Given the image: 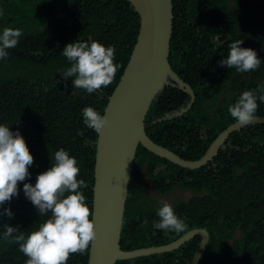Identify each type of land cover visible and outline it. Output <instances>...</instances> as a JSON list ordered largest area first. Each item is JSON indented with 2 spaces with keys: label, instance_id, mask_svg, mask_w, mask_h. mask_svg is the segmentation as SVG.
<instances>
[{
  "label": "trees",
  "instance_id": "obj_1",
  "mask_svg": "<svg viewBox=\"0 0 264 264\" xmlns=\"http://www.w3.org/2000/svg\"><path fill=\"white\" fill-rule=\"evenodd\" d=\"M172 4L169 64L195 99L182 116L159 122L190 99L177 88L164 86L145 117V132L154 143L195 161L235 122L227 109L239 94L264 87V0H172ZM0 10V29L22 30L16 47L0 61V122L24 137L33 155L32 182L50 166L56 150L64 148L75 156L86 180L85 203L92 211L98 133L85 126L81 110L92 106L103 114L130 59L139 15L127 0H0ZM76 38L94 39L116 49L114 62L120 67L113 81L91 94L74 89L72 77L58 72L70 66L61 49ZM238 38L243 40L241 47L256 50L261 58L256 70L238 73L219 64ZM255 115L264 116V102L258 101ZM143 175L160 195L176 188L193 192L187 201L172 205L186 221L184 232L204 228L209 233L199 264H264V125H248L232 133L212 162L194 170L139 145L121 230L124 251L165 245L184 233L152 228L159 219L160 203L141 186ZM4 206L14 216H0V224L18 226L25 233L46 219L22 191L0 208ZM199 241L195 237L176 251L116 264H191ZM88 255L89 248L83 255L72 253L67 264H87ZM26 259L16 243L0 240V264H25Z\"/></svg>",
  "mask_w": 264,
  "mask_h": 264
},
{
  "label": "clouds",
  "instance_id": "obj_2",
  "mask_svg": "<svg viewBox=\"0 0 264 264\" xmlns=\"http://www.w3.org/2000/svg\"><path fill=\"white\" fill-rule=\"evenodd\" d=\"M2 16L3 11L0 10V17ZM21 36L20 28L5 26L0 29V61L8 57V49L16 47ZM242 44L241 38L232 41L228 46L227 56L219 64L228 69L235 68L238 73L256 70L261 64V58L257 56L256 50L241 47ZM115 52L112 45H105L94 39L76 38L61 49V55L70 66L58 72L65 78L72 77L74 89L94 93L113 81L120 67L119 62H114ZM258 101L264 102V87L243 91L228 106L227 111L237 123L248 126L257 116L255 113ZM81 115L85 126L98 134L108 124L105 116L92 106L83 107ZM32 163L33 155L20 131L10 129L8 123L0 122V206L22 191L37 213L46 217L35 230L27 233L18 226L0 224V240L16 243L27 257L25 264H67L70 254L83 255L90 247V242L96 238L92 211L85 203L86 198L82 193L86 180L76 157L64 148L54 152L52 163L44 171L37 173L34 182L30 179L32 173L29 171ZM18 182H22V187L18 188ZM156 215L159 219L151 225L154 230L180 233L187 228L186 221L175 213L173 205L166 200L160 202ZM0 216L12 218L14 212L4 206L0 208Z\"/></svg>",
  "mask_w": 264,
  "mask_h": 264
},
{
  "label": "water",
  "instance_id": "obj_3",
  "mask_svg": "<svg viewBox=\"0 0 264 264\" xmlns=\"http://www.w3.org/2000/svg\"><path fill=\"white\" fill-rule=\"evenodd\" d=\"M127 1L138 13L140 27L130 59L103 112L108 124L97 138L91 217L96 238L90 242L87 264H116L119 260L175 251L196 236L200 237V241L191 264H199L209 242V235L204 229L189 230L165 245L132 251L121 249L123 216L136 150L141 145L182 168L199 169L213 161L232 133L247 125L236 121L230 124L215 137L203 156L195 161L180 158L148 137L145 117L164 86L177 88L189 95L190 99L185 107L166 114L159 122L185 114L191 108L195 95L169 64L172 0ZM252 124L264 125V116H255L248 125Z\"/></svg>",
  "mask_w": 264,
  "mask_h": 264
},
{
  "label": "rangeland",
  "instance_id": "obj_4",
  "mask_svg": "<svg viewBox=\"0 0 264 264\" xmlns=\"http://www.w3.org/2000/svg\"><path fill=\"white\" fill-rule=\"evenodd\" d=\"M229 1L231 2L232 0H229ZM141 186L146 189V191L150 197H152L153 199H155V201H157L159 203L161 201L166 200L170 204H173L177 200L187 201L188 199H190L193 196V192L181 190L179 188L174 189L173 191H171L170 193H168L166 195H160L153 189V187L151 185V180L145 175L142 176ZM239 235L240 234L237 233V237H239Z\"/></svg>",
  "mask_w": 264,
  "mask_h": 264
},
{
  "label": "flooded vegetation",
  "instance_id": "obj_5",
  "mask_svg": "<svg viewBox=\"0 0 264 264\" xmlns=\"http://www.w3.org/2000/svg\"><path fill=\"white\" fill-rule=\"evenodd\" d=\"M179 110V109H178ZM173 112V111H172ZM172 112H170V113H172Z\"/></svg>",
  "mask_w": 264,
  "mask_h": 264
}]
</instances>
